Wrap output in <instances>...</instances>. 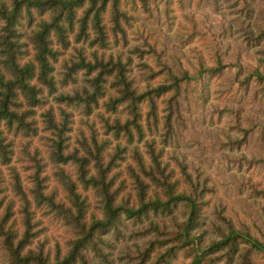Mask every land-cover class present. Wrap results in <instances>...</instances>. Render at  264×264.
<instances>
[{
	"label": "clouds",
	"instance_id": "obj_1",
	"mask_svg": "<svg viewBox=\"0 0 264 264\" xmlns=\"http://www.w3.org/2000/svg\"><path fill=\"white\" fill-rule=\"evenodd\" d=\"M0 264H264V0H0Z\"/></svg>",
	"mask_w": 264,
	"mask_h": 264
}]
</instances>
